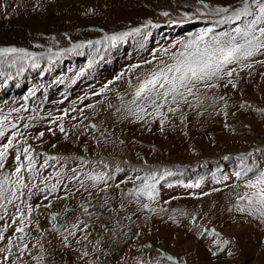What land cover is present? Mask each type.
<instances>
[{
  "label": "rangeland",
  "instance_id": "1",
  "mask_svg": "<svg viewBox=\"0 0 264 264\" xmlns=\"http://www.w3.org/2000/svg\"><path fill=\"white\" fill-rule=\"evenodd\" d=\"M86 1L88 0H0V48L24 49L37 57L35 61L16 60L12 63L15 57L9 56L5 62L0 63V110L5 112L6 107L5 113H7L12 109H21L18 114L13 113L12 118L18 122L21 131L24 130L21 128L24 122L19 117L25 119L26 116L28 119L26 123L34 124L26 129L25 135L31 137L29 140L33 142L32 146H36L33 147L36 152L64 157L69 169L78 166V162L71 159L73 156H83L93 162L103 156L112 169L119 166L125 170L117 174V182L120 179H127L128 176L135 177L152 171L163 173L167 169L174 173L162 179L158 178L159 195L155 204L157 209L165 211L152 214L155 228L141 229L142 226H139L140 238L135 239L131 248L129 245H133V241L129 240L125 246L127 248L118 255V259L142 253L143 259L145 261L149 259L153 264L156 260H160L161 264H169L163 260L165 255L172 256L176 264H264V229L258 226L259 224L262 227L264 224L247 215H241L235 206L239 196L248 191L243 186L244 181L238 180L235 173L242 167L259 165L264 168V72L258 77L250 92V98L254 99L250 108L244 109L242 113L236 111L238 114L233 112V116L229 118L220 117L217 120L218 127L213 128L220 136L211 134V137L205 139L195 150L172 146L171 142L159 139L156 131L153 132V137L156 138L149 142L139 138L141 129L130 128L131 133L125 136L122 128L117 131L114 129L117 120L123 119L122 114L118 113L114 116L115 119L110 116L112 106L118 103V91L120 88L123 91L128 86L127 81L125 83L115 79L119 71L126 66H135L137 61L146 59L147 55H161L164 49L175 50L173 45H176L177 41L184 40L201 29L212 27L213 17H201L196 12L199 0H141L144 2V7L141 8L144 10L141 12L143 15L126 26L117 27L115 23L110 22L109 16L101 18L97 12L87 17L82 15L77 9V4ZM205 2L213 5L211 0ZM105 4L108 5L107 2ZM45 5L58 9L68 6L72 8L69 11H56L47 15L42 12ZM137 10H131L134 12L131 16L139 15L140 12ZM165 11L169 12L168 16L161 15ZM185 14L191 19H185ZM149 21L151 24L148 23ZM40 23H46L47 26L45 25L46 27L38 33L30 32L28 27ZM226 27L228 26L217 28L216 31H222ZM134 29L140 31L133 32ZM10 30L15 31V34L20 32L21 35L7 34L6 37L2 35V31L7 33ZM122 32H133V34L125 37L121 42L105 39L106 36L118 35ZM80 44L84 47H74ZM110 48L114 54L118 53V57L107 55L108 52L111 53ZM68 49L73 50L67 51ZM4 60L5 58L0 57V61ZM105 85L109 86V91L102 94H107L106 96L112 99L109 102H102L105 103L104 105L99 103L89 108L88 105L93 103L88 98L102 95L97 93H100ZM83 107L87 109V113L86 111L81 113ZM45 115H49L47 119ZM57 117H62V123L56 121ZM128 119L132 122L136 121L134 118ZM68 123H72L73 128L71 136L67 139L65 137L59 139L60 136L53 139L46 138L45 135L42 139H36L40 132L48 134L51 130L54 135L56 133L54 129L60 130V124L64 127ZM80 123L85 124L86 133L78 139ZM91 124H95L99 131L87 127ZM101 132L114 143L98 145L97 140L103 139ZM121 140L124 141L123 144H120ZM85 148L88 149L87 152ZM13 157L14 153H10L5 161L4 172L10 173L14 169ZM241 157L245 159H240ZM135 169L141 171L137 173ZM52 170L48 169V171ZM205 193L208 195H204ZM160 198L165 201H159ZM39 200V196H34L32 203L36 204ZM62 203H57L52 210H59ZM214 203L216 209L212 206ZM165 204H173V206L167 209L164 208ZM187 206L190 207V211L192 210L188 219L181 211L182 208H185V212L189 211ZM40 211L42 214L38 219L41 225L45 229L50 228L46 210L41 208ZM192 212L193 217L190 219ZM136 217L143 221L139 214ZM192 219H195L196 225L199 224L202 228L199 234H196V231L195 234L190 232L189 227L193 226ZM3 223L0 221V225ZM205 229L208 231H204ZM212 230L218 234L221 243L223 240L229 241L225 249L230 250L233 255L206 254L207 256L197 255L190 259L189 247L197 246L204 250L213 247L212 244L217 239L209 235ZM244 230H248V233H243ZM11 234L10 231L9 235ZM33 235L35 236L36 233L33 232ZM255 237L259 240L257 241ZM51 239L53 237L47 235L44 241L48 249L47 260L53 264H74L76 253L63 249L58 238L53 240V245H49L47 240ZM142 244H150L152 247L144 248L143 251L137 250ZM3 246L0 243V247ZM13 251L15 252L16 249ZM31 251L37 254L36 249ZM19 264H35V262L25 254ZM111 264L115 263L111 260Z\"/></svg>",
  "mask_w": 264,
  "mask_h": 264
},
{
  "label": "snow or ice",
  "instance_id": "2",
  "mask_svg": "<svg viewBox=\"0 0 264 264\" xmlns=\"http://www.w3.org/2000/svg\"><path fill=\"white\" fill-rule=\"evenodd\" d=\"M196 12L201 17H213V26L177 41L173 45L175 50H162L161 55L155 57L154 66L142 76H136V85L131 80L128 81V87L132 89L131 98L126 101L124 95L118 94L120 106L116 108L123 119L134 118L137 122L146 123L159 121L160 131L163 132L165 125L171 123L170 116L179 113L180 123H185V107L199 109L205 106L206 101L215 105L217 99L225 100L223 95L217 98L214 92L211 96L208 93L214 89L218 91L221 86L236 89L241 72L251 70L255 64L264 66V0H231L230 3L216 6L199 0ZM161 15L168 16L169 12H162ZM185 19L191 17L185 14ZM148 23L151 24V21ZM223 26L228 27L216 31ZM139 31L140 29L133 30ZM133 32L106 36L105 39L116 42ZM74 47L81 48L84 45ZM9 56L15 57L12 63L16 60L37 59L34 53L24 49L0 48V57L5 58L0 63L5 62ZM145 63L152 65L153 61ZM123 75L122 73L116 79L120 80ZM108 87L105 85L97 95L107 91ZM240 107L244 108L246 105L241 104ZM20 111L18 108L7 113L0 110V221L4 222L0 225V243L4 245L0 247V264H19L25 254L35 264H53L46 256L48 249L44 241L47 235L53 237L47 240L49 245H53V240L58 238L63 249L76 253L74 264H111V257L119 245H127L132 240L133 245H129L131 248L135 239L140 238L139 225L133 219L137 213L155 214L165 211L152 207V203L157 201L159 195L158 178L174 173L167 169L163 173L152 171L135 177L128 176L117 182V174L125 170L119 166L112 169L103 156L95 162L83 156H73L71 159L77 161L78 166L69 169L64 157L36 152L25 132L19 130V125L12 119L13 113L18 114ZM223 114L227 117L228 112L223 111ZM19 119L23 120V117ZM30 126L25 123L23 128L26 130ZM87 127L99 131L95 124ZM59 129L61 133L65 132L63 124L59 125ZM44 135V132H40L36 139H42ZM101 137L102 140H97L98 145L114 143L103 132ZM123 143L121 140L120 144ZM87 151L85 148V152ZM10 153H14L15 163L14 169L9 173L3 169ZM49 168L53 170L48 171ZM135 171L139 173L141 169ZM235 176L238 180H243V186L248 189L239 196L236 210L264 224V168L259 165L242 167ZM130 180L132 187H122ZM34 196L40 197L36 204L32 203ZM59 202H63L60 209L53 211ZM41 208L46 210V218L51 225L48 229L38 219L42 214ZM33 232L36 233L35 236ZM209 235L216 237L217 247L223 252L229 241L223 240L221 243L214 230ZM151 247L150 244H142L137 250L143 251L144 248ZM32 249H36L37 254H33ZM227 255L232 256L233 253L228 251ZM163 260L176 264L172 256L165 255ZM117 264L130 262L121 258ZM135 264L153 262L136 257ZM155 264H161V261L156 260Z\"/></svg>",
  "mask_w": 264,
  "mask_h": 264
},
{
  "label": "bare ground",
  "instance_id": "3",
  "mask_svg": "<svg viewBox=\"0 0 264 264\" xmlns=\"http://www.w3.org/2000/svg\"><path fill=\"white\" fill-rule=\"evenodd\" d=\"M213 2V6H216L217 4H227V3H230L231 0H211ZM103 2V3H102ZM105 2L108 3V5L105 4ZM74 3V2H73ZM47 4V3H46ZM144 7V2H142L141 0H115L114 2L112 1H103V0H88L86 2H80L79 4H77V9L80 10L82 13V15H85L86 17L87 16H90L92 15L94 12H97L99 13V15L101 16V18H106V17H111L110 18V22H112L113 24L115 23V26L117 27H121V26H126L128 23L132 22V21H135L136 19H138L139 16L143 15L141 12L144 11L142 10L141 8ZM72 7L68 6L64 9H58V8H50L48 6H44V9H42V12L44 13H47V15H51L53 12H56V11H62V10H66V11H69ZM137 10V12H140L139 15H135V16H131V14H134V12H131V10ZM74 16V15H73ZM131 16V17H130ZM61 20H64L63 18H60ZM59 19V20H60ZM108 19V18H107ZM58 21V20H57ZM109 22V20H108ZM48 24V22H46ZM43 24V23H40V24H36L35 26H30L28 27L30 32H34L33 34L35 33H38L40 32L42 29H44L47 24ZM94 23V22H93ZM85 24H87L85 22ZM46 25V26H45ZM107 27V25H106ZM105 27V28H106ZM111 27V26H110ZM26 29V28H25ZM108 29V28H107ZM110 30V29H109ZM28 32V31H27ZM1 33V32H0ZM5 31H2V35H5L4 37H6L7 34H15V31H9L5 34ZM29 33V32H28ZM32 34V35H33ZM15 35H21L20 32H17ZM24 35V34H23ZM27 35V34H26ZM29 35V34H28ZM31 35V36H32ZM35 36V35H34ZM11 37V36H10ZM16 37V36H15ZM18 37V36H17ZM36 37V36H35ZM23 38V37H21ZM28 38V36H27ZM18 40V39H16ZM122 40V39H121ZM120 40V42H121ZM109 41V40H108ZM119 41V40H118ZM124 41V40H123ZM107 42V41H106ZM112 42V41H111ZM108 44V43H107ZM112 44V43H111ZM123 44V43H122ZM109 45V44H108ZM118 45V44H117ZM116 45V46H117ZM110 47V46H109ZM113 48V45L111 46ZM110 48V52H111V49ZM107 50V49H106ZM114 50V49H113ZM99 51V50H97ZM108 52V51H107ZM98 53V52H97ZM107 55H111V57L114 55V58H116L115 56L117 55L118 57V53H107ZM105 55V56H107ZM103 56V55H102ZM157 56H160V55H156L154 54H150V55H147L146 56V59H143V60H139L135 63V65H140L141 67L139 68H133L132 66L133 65H130V66H126L125 68H123L121 71H119V75L120 76L122 73L124 74L123 77L120 79V82H125L126 81L128 82L129 80L132 81V84L133 85H136L137 83V80H136V76L139 74L142 76L143 73H145L149 68L153 67L154 64L156 63L155 61V57ZM13 58V57H12ZM166 59V57H165ZM148 60H152L153 61V64L152 65H149V64H146L145 62L148 61ZM264 72V66H261L259 64H255V66L251 69V70H245L243 72L240 73V80H239V86L238 88L236 89H232L231 86H229L228 88H224L223 86H221V88L217 91V90H212V92L208 93L209 96H211L213 94V92L215 93L216 97L218 98L219 96L223 95L225 97V100H219L217 99V102L215 103V105H212V102L211 101H206L205 102V106H206V110H205V106H202L201 108L199 109H189L187 107L184 108V111L185 113L187 114V120L185 121V123L181 124L180 123V114L177 113L175 116H170L169 119L171 121V123H167L165 125V129L163 132L160 131V127H159V121H155V122H152V123H146V122H137V121H134L132 122L131 120L129 119H120V120H117L118 123H115L114 124V129L117 131L118 129L122 128L123 131H124V135L125 136H128L130 133H131V129L133 130H138V129H141L139 131V138L141 140H148V142L150 140H153V138H156V137H153L154 134L153 132L156 131V133L158 132V136L159 139L163 140V141H169L171 142V145L172 146H178L180 148H187V149H192V150H195L196 148L200 147V145L202 144V142L205 140V139H208L211 137V134L213 135H216V137H219L220 134L218 132L215 133V131L213 130V128L215 126L218 127V123H217V120L220 118V117H224V118H229L231 116H233V112L235 114H238L237 112H241L245 109H249L250 107H248V105H251L252 104V98H250V92L251 90L254 88L255 86V83L258 79L259 76L262 75V73ZM117 77V76H116ZM116 79V78H115ZM114 79V80H115ZM113 82V81H111ZM119 82V81H118ZM114 83H116L114 81ZM114 83L112 85H114ZM223 84V82H222ZM118 85V84H117ZM124 86V85H123ZM109 89V88H108ZM123 89V88H122ZM109 90H107L108 92ZM132 92V89H130L128 86L126 88H124L123 91H121V88L120 90L118 91V94L120 95H124L125 96V100H129L131 97H130V93ZM105 94H102L98 97H89L88 99L94 104H99V103H102V102H109L112 97H107L106 95L103 96ZM116 97V95H115ZM118 97V100H117V104L116 105H113L112 106V110L110 112V116H112L111 118L113 119L114 116H116L118 113L116 112V107L117 105L120 106V100H119V95H117ZM127 98V99H126ZM115 99V98H114ZM84 101V100H82ZM114 101V100H113ZM103 104V103H102ZM105 104V103H104ZM103 104V105H104ZM225 104L227 105V107L225 108ZM241 104H245L246 107L244 108H241L240 105ZM6 111H7V108L5 107ZM239 109V110H238ZM244 110V111H245ZM5 111V112H6ZM29 111V110H28ZM83 111H86L87 113V109L83 107ZM223 111H227L228 112V115L227 117L224 116L223 114ZM237 111V112H236ZM27 112V111H26ZM49 112V111H48ZM90 112V111H89ZM203 113L202 115L200 113ZM85 113V114H86ZM25 114V113H23ZM41 116L43 114L40 113ZM39 114V115H40ZM89 114V113H88ZM107 114V113H105ZM38 115V116H39ZM49 115H45L44 117L47 119ZM55 116V115H54ZM40 117V116H39ZM43 117V118H44ZM15 118V117H14ZM27 117L25 116V119H23L22 122H24V124L26 123V121H28V119H26ZM56 118V117H54ZM58 118V117H57ZM110 118V119H111ZM13 119V118H12ZM39 119V118H37ZM53 119V118H52ZM115 119V118H114ZM14 120V119H13ZM36 120V119H35ZM40 120V119H39ZM15 121V120H14ZM31 121V120H30ZM57 122H61V119H56ZM84 121V120H83ZM230 121V119H229ZM17 124L18 122L15 121ZM110 122V120H109ZM135 123V124H134ZM220 123V122H219ZM228 123V122H227ZM23 124V125H24ZM30 125H34V124H31L29 123ZM44 124V123H43ZM46 126H47V123H45ZM81 124V123H80ZM140 125L139 127L136 125ZM230 124L232 125V122L230 121ZM40 126V125H39ZM228 126V125H227ZM31 127V126H30ZM110 127V126H109ZM230 127V126H229ZM21 128H23V126L21 125ZM37 128V127H35ZM72 128H73V124L72 123H68L66 126H64V129H65V132L64 133H61L60 130L58 129H54L56 131V133H54V135L51 133V130H50V133H46L45 134V137L46 138H55V137H58L60 136L59 139L67 136H71L72 134ZM131 128V129H130ZM29 129V128H28ZM150 129V130H149ZM20 130V128H19ZM110 130V128H109ZM24 132L27 131V130H23ZM122 131V132H123ZM86 133V127H85V124L82 123L80 126H79V131L77 133V136L80 137L78 139H81ZM51 134V135H50ZM112 135V134H111ZM149 136V137H148ZM26 138L28 139V142L30 144H32L33 142L29 140V138L31 139V137L29 135H26ZM187 140H186V139ZM58 139V140H59ZM55 140V139H54ZM42 141H45V140H42ZM47 141V140H46ZM78 141V140H77ZM80 142L82 140H79ZM48 142V141H47ZM42 144H44L43 142H41ZM55 143V141H54ZM49 144V143H48ZM60 145V143L58 144ZM43 146V145H42ZM45 146V145H44ZM47 146V145H46ZM33 147H36V146H33ZM44 149V148H42ZM119 181V180H118ZM132 181H128V184L127 185H122V187H132ZM245 191V190H243ZM236 197V196H235ZM237 198V197H236ZM239 199V198H238ZM234 200V199H233ZM158 201V200H157ZM161 202L165 201L163 199L160 198ZM147 202V201H145ZM201 203V202H200ZM230 203V202H229ZM243 203V202H242ZM160 204V203H159ZM158 204V205H159ZM203 204V203H201ZM222 204V203H221ZM232 204V203H231ZM216 203L212 204V206L216 209L217 206H215ZM173 206L170 205V204H165L164 205V208H171ZM236 206V205H235ZM152 207L156 208V204L155 202L152 203ZM185 207V206H184ZM188 207V210L187 212H185V208H182V214H184V217L188 219V216L190 214V207ZM212 208V209H214ZM234 208V207H233ZM203 210V209H202ZM204 211V210H203ZM206 211V209H205ZM214 212V211H212ZM219 213V212H218ZM139 214V217H141L143 219V221L140 220V218H137V217H133V218H136V224L139 225V226H142V228H149L151 230H153V228H155V224H154V221H153V215L152 214H149L147 212H140V213H137V215ZM193 212L191 213V217H189L190 219L193 217ZM199 214V212H198ZM203 214V213H202ZM204 215V214H203ZM207 215V214H206ZM205 215V216H206ZM211 215V214H210ZM221 215V214H220ZM242 215V214H241ZM213 216V215H212ZM246 216V215H245ZM239 217V216H237ZM249 218V217H248ZM252 218V217H250ZM241 219V218H240ZM237 220V219H236ZM252 220V219H251ZM256 220V219H255ZM193 221V226L192 227H189L190 229V232L195 234V231H196V234H199V232H201V227L199 224L196 225V220L195 219H192ZM238 221V220H237ZM257 221V220H256ZM255 221V222H256ZM140 222V224H139ZM251 222V221H250ZM244 223V222H243ZM253 223V222H252ZM251 223V224H252ZM257 223V222H256ZM249 226V224H247ZM255 225V224H254ZM263 225V224H262ZM257 226V225H256ZM258 226L263 230L264 228V225L261 227L259 224ZM176 227V226H175ZM174 227V228H175ZM255 227V226H254ZM173 228V227H172ZM173 228V229H174ZM241 228V227H240ZM246 228V227H245ZM250 229V228H248ZM256 230V229H255ZM245 234L248 233V230H244ZM252 232V231H251ZM190 233V234H191ZM256 233V232H255ZM259 233V232H258ZM253 234V232L251 233ZM263 234V232H262ZM257 235V234H256ZM198 236V235H197ZM243 236V235H242ZM255 236V235H253ZM259 236V235H258ZM247 237V236H246ZM250 237V236H249ZM264 237V236H263ZM256 238V237H255ZM262 238V237H261ZM251 239V238H250ZM248 240V238H247ZM254 240V239H253ZM256 240L258 241L259 239L256 238ZM197 242V241H196ZM201 244V242H200ZM126 245L125 244H121L117 247V250L115 251V253L113 254V256L111 257V260L117 264L118 262V255L122 252V251H125V249L127 247H125ZM213 247H209L208 249L205 248L204 249H201L200 247H197V246H194V247H189V251H191L189 253V257L190 259H193L195 256L198 255V257H201L202 255H206V254H212L213 256V253H217L216 255H220L221 253L222 254H225L227 255L228 251L230 250H227L224 248V251L221 252L219 251L218 247H217V241H214L213 244H212ZM248 247V246H247ZM192 248V249H191ZM129 254V252H127ZM207 256V255H206ZM205 256V257H206ZM136 257H142L143 258V254L140 253L139 255H133V256H126L124 258H126L130 263L131 262H135L133 260H135ZM260 260V259H259ZM146 261H150L149 259L146 260Z\"/></svg>",
  "mask_w": 264,
  "mask_h": 264
}]
</instances>
